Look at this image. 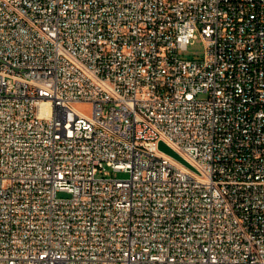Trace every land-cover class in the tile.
<instances>
[{"label": "built area", "instance_id": "built-area-1", "mask_svg": "<svg viewBox=\"0 0 264 264\" xmlns=\"http://www.w3.org/2000/svg\"><path fill=\"white\" fill-rule=\"evenodd\" d=\"M0 264H264V0H0Z\"/></svg>", "mask_w": 264, "mask_h": 264}, {"label": "rangeland", "instance_id": "rangeland-1", "mask_svg": "<svg viewBox=\"0 0 264 264\" xmlns=\"http://www.w3.org/2000/svg\"><path fill=\"white\" fill-rule=\"evenodd\" d=\"M205 52V44L201 36H198L193 43H191L187 49L180 52L181 55L185 57H200ZM110 173V172H109ZM117 177L124 178L127 177V173L116 171L114 173ZM59 195H66L64 192H60Z\"/></svg>", "mask_w": 264, "mask_h": 264}, {"label": "water", "instance_id": "water-1", "mask_svg": "<svg viewBox=\"0 0 264 264\" xmlns=\"http://www.w3.org/2000/svg\"><path fill=\"white\" fill-rule=\"evenodd\" d=\"M160 148L163 149L164 151L180 158L183 159L174 149H172L169 145H167L164 141H160L159 144Z\"/></svg>", "mask_w": 264, "mask_h": 264}]
</instances>
